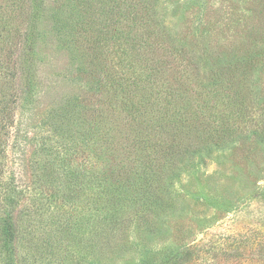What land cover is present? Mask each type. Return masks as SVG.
<instances>
[{
    "label": "rangeland",
    "instance_id": "obj_1",
    "mask_svg": "<svg viewBox=\"0 0 264 264\" xmlns=\"http://www.w3.org/2000/svg\"><path fill=\"white\" fill-rule=\"evenodd\" d=\"M75 2L0 0V186L23 190L15 205L0 193V225L12 208L23 231L13 264L58 260L26 236L37 208L58 244L103 248L91 176L112 166L118 194L141 184V151L123 141L132 102L168 161L155 205L107 222L122 236L95 264H264V0ZM106 144L130 154L98 158Z\"/></svg>",
    "mask_w": 264,
    "mask_h": 264
},
{
    "label": "trees",
    "instance_id": "obj_2",
    "mask_svg": "<svg viewBox=\"0 0 264 264\" xmlns=\"http://www.w3.org/2000/svg\"><path fill=\"white\" fill-rule=\"evenodd\" d=\"M84 1L85 0H76L75 4L73 6H77L80 3H84ZM221 69H222V66L219 68V70H221ZM230 74L232 76L235 75L234 70H231ZM28 92L29 91H27L25 93H28ZM3 102H5V104H6V102H8V100L6 99L5 96H3V98H0V104H2ZM139 104H140V102H137V103L132 102L131 103V106H130L131 109H129L128 113L132 111V113H130V114H131V117H133V119H131L127 123V126H129V128L125 130V135L123 137V141L125 139L126 140H132L133 144L131 146H134V147H136L135 148L136 150L141 151V154H140L141 156L139 159L141 160L142 164L140 163L141 168H140L139 178L141 179V184L144 183L146 186H141V184H140L137 187V189L132 191V193L130 192V189L124 188L123 191L126 194H123V192L119 191V194H120L119 195L117 189L115 188V185L113 183H109V181H108V174H109V171H110L112 166L109 167L108 173L106 172L105 174H103L102 172H99L98 176H91V178L94 179V181H96V183H97L96 189H99L98 192L93 193V197H95L92 200L94 203V208H100V206H103L104 207V208H102L103 210H109V212H105L101 216H99L98 214H95L93 216V219L95 220L93 224L96 227H98L97 231L96 232L93 231V232H94V235L103 244V248L101 250L98 249V246L100 245V243L95 245V244L91 243V241L84 242L83 244L79 245L78 240H76L73 243V246L71 244H69L71 247L69 245H66V242H64V243L60 242L58 244V242L60 240L55 239L52 236H50L51 232L45 227L44 224L38 222V221H41L40 220L41 215H37V214H39L37 211H39L40 208H37V210H33L35 212L33 215H31L32 216L31 220L24 227L25 229H29V231H27L28 235H26V234H24V235H26L28 237L29 242L32 243L33 252H34L35 248L36 249L43 248V250H49L50 254H53V256L58 259L57 262H55L56 259L55 260L50 259L49 264L50 263L65 264L67 259L70 262L66 263V264H95L96 262H98L100 255L116 254L114 252V248L116 246L112 245L111 243L116 242L117 245H119V241H120V237L122 236V232L119 231L118 229L113 231L112 230L113 224L108 225L107 222L116 221L117 216L118 215L120 216L122 214V217L124 219H126V222L128 223L132 218H134V216L132 214H134L138 211H141V213H142L143 209L145 207H148V206L151 207L152 205H155V203L153 201L155 200V198H157L156 196L158 194V184H159L158 181L160 179V175L158 173L163 172V171L160 172V170H162V169H160L159 167L156 166L155 161L163 160V164L165 166V162H167L168 160L167 159H160L158 156L154 157L151 154V152H153L155 154L156 153L159 154V152H160L161 155H163L162 152L169 150V148L171 146H169L170 143H168L166 141H162V140H161L162 142L159 140L160 144L155 143L157 138L154 136H153V140L149 139V133H148V131L146 132L145 130H146L147 126L148 127L151 126L152 123H154V122L151 121L152 118H151L150 112L146 109L144 110V107L139 109V107H138ZM2 110L6 111L7 109H6V107L2 106V108H0V114H2ZM156 117L158 118L159 124H163L166 126V124H171V123L173 124L174 123V120L172 118H170L169 116L166 117L165 114L164 115L159 114ZM138 120H140L141 122L143 121V122L139 123ZM144 122L146 125L142 126V124H144ZM174 126L176 128H178L176 125H174ZM179 127L182 130V126H179ZM189 127H190V125L188 126V129H189ZM205 127L206 126L202 125V128H205ZM163 133H165V130H163ZM181 133H183V132L181 131ZM147 135H148V137H147ZM156 135H159V134L156 133ZM216 145H218V144L216 143ZM143 146H146L147 149H149L150 151H147ZM128 147H130V146H128ZM128 147L125 145L124 146L122 145V147L120 149L113 150L111 148V146H109L107 148V144H106L102 148L101 155L98 156V158L102 157V158H106V159L108 158V159L116 160L115 158L119 159L120 156L127 157L130 154V150ZM172 151L176 153L178 151V147H176ZM189 153L191 154L192 152H189ZM111 156H112V158H111ZM183 156H185V151H183ZM150 157H154V158L152 159ZM111 173H113V171H111ZM117 176H115V178L113 180L115 184H116V179H121V176H119V175H117ZM125 176H123V177H125ZM118 185L119 184H116L117 187H118ZM104 186H105V188H104ZM151 186H152V189L150 190ZM81 189L83 191H85L84 187ZM155 190H156V192H155ZM138 191H141L142 194L139 195L138 199H137L134 197V195ZM22 192H23V190H17V188L13 184H10L8 182L6 185H4V187H3V185L0 186V193L5 194L8 203L13 204V205L17 204L18 201H20L19 198H22V194H23ZM106 193H108V194H106ZM79 194H80V191H79ZM79 194L73 193L72 194L73 196L68 194L69 195L68 198H70L71 196L77 197V196H79ZM111 195L115 196V198ZM106 202H108L110 205H113L114 207L107 206V208H106L105 205H102L103 203H106ZM139 202H141V203H139ZM90 203L88 202V204H86V208L91 206ZM133 205H136V207H134ZM4 210H5V214L3 215V218H2L3 221L0 225V234L2 235V236L0 235V238L2 239L1 240L2 243L0 245V251L7 253V255L10 256L12 259V260H10V258L7 256V259H6L4 264H13V260H15V258H12V255L14 254V252H13V248L9 247V243H11L14 240H16L17 238H19V236L21 235V232L23 235V231H21V229H20L19 221H18V219H16V216L12 215L13 209L10 208L9 210H7V209H4ZM84 210L85 209L82 208L80 210L81 211L80 213L87 214V210H85V211ZM25 212H26V210H25ZM82 216L85 217L87 215H82ZM108 228H110V230H108ZM115 231H118V232H115ZM30 251H32L31 248L29 249L28 252H30ZM21 257H23L22 259H25L26 263L29 262V261H27L28 257H26V255L23 254V255H21ZM163 261L165 262V260H163ZM16 262H17V264H24L23 261H21L18 258V256L16 257Z\"/></svg>",
    "mask_w": 264,
    "mask_h": 264
}]
</instances>
